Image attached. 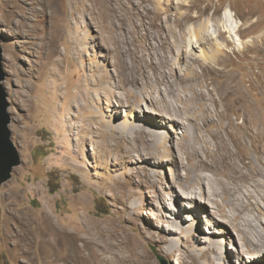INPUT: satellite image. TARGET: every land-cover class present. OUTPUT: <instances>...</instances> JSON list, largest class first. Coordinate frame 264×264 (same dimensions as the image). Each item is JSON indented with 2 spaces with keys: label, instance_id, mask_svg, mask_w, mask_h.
<instances>
[{
  "label": "rangeland",
  "instance_id": "374dc122",
  "mask_svg": "<svg viewBox=\"0 0 264 264\" xmlns=\"http://www.w3.org/2000/svg\"><path fill=\"white\" fill-rule=\"evenodd\" d=\"M181 1L112 0L115 12L106 16L103 0H27L20 3L0 0L3 86L11 120V138L21 158L11 178L0 185V264H44L40 243L47 239V233H56L60 241L71 244L76 243L75 236L90 237L101 247L113 245L114 256L133 255V260L139 264H162L159 256L167 264H195L193 258L179 249L185 248L183 244L189 238L187 226H197L198 221L200 229L195 226L201 234L198 245L205 246L206 238L203 237L211 234L207 223L213 220H209V211H203V207L196 210L186 207L191 204L179 194L181 192L172 196L179 164L174 161L177 150H166L156 156L164 160L159 163L138 158L135 152L133 159H125L127 143L118 139V133L125 126H118L131 112L128 105L117 107L115 114L116 106L112 105L117 100L112 97L95 120L87 118L83 109L76 110L77 104L88 97L93 81L102 73L106 79L122 73V66L118 65L117 69L115 63L125 61L129 66H136L146 64L151 57L162 59L164 50L157 47L155 39L156 21L151 23V33L146 31L144 24H149V16L167 10L173 14L176 11H187L191 15L205 13L176 28L192 40L190 31L201 21L207 17L219 19L229 8L242 27L243 41L249 38L248 32L257 39L254 52L248 53L245 49L236 55L230 54L231 59L234 58L231 68L250 101L261 103L260 94L264 93V0H193L198 2L193 9L189 4L179 6ZM141 15L146 16L142 19ZM165 17L163 14L162 22L166 27ZM148 35L152 36L151 41ZM150 44L156 47L151 52ZM198 45L195 42L186 52L198 62H206L209 47ZM168 61L176 71L188 75V63L183 57L169 53ZM198 62L194 67L201 72ZM159 68L166 70L164 63H160ZM249 80L257 81L258 90L248 91ZM148 103L149 100L142 97V107L136 109L138 117L130 115L128 118L145 124L146 119L139 112L146 111ZM145 116L154 117L148 112ZM101 121L111 125L113 130L106 129ZM155 129L152 127L150 132ZM163 131L172 138L180 136L167 127ZM247 131L248 128L242 131L244 153L250 158L248 161L257 165ZM123 132L130 139L135 135L126 129ZM167 135L154 136L155 141L160 143ZM167 158L171 159L167 161ZM179 171L182 176L186 175L183 168ZM157 192L161 194L158 203L153 200ZM209 209L211 213L213 208ZM188 215H194L197 220H191ZM212 227L219 231L214 224ZM21 230L30 240H27L32 253L30 261L22 257L24 255L13 254L14 238ZM172 240L177 250L169 249ZM78 243L83 245V241ZM237 245L242 252L248 250L241 246L234 233V239L228 241L232 261L220 260V264L224 261L225 264L240 263L236 251L231 249Z\"/></svg>",
  "mask_w": 264,
  "mask_h": 264
},
{
  "label": "bare ground",
  "instance_id": "6f19581e",
  "mask_svg": "<svg viewBox=\"0 0 264 264\" xmlns=\"http://www.w3.org/2000/svg\"><path fill=\"white\" fill-rule=\"evenodd\" d=\"M11 1L20 3L27 0ZM103 1L107 11L105 15L113 14L115 10L112 0ZM186 4L193 9L197 7L198 2L193 0L189 3L184 0L179 2V6ZM163 14L166 16L164 18L166 27L162 22ZM204 14L203 12L191 15L187 11H176L173 14L167 10L165 13L149 16L150 22L144 24V27L150 32L151 23L156 21L155 39L158 42L157 47L164 50L162 59L151 57L146 64L139 63L136 66H129L125 61L114 62L117 69L118 65L122 66V73L107 79L102 73L91 84L88 97H84L75 109H83L87 118L95 120L96 115L100 116L101 110L106 108L112 97H115L117 102L114 100L115 104L112 105L116 106L115 114L117 107H124L127 104L131 109V112H128L129 116L138 117L136 109L142 107V97L149 100L148 109L143 110L145 114L139 112L145 117V124H137L136 120L128 116L118 126L119 128L125 126L122 132L118 133L120 135L118 139L127 143L123 158L131 160L134 158L132 153L135 152L138 158L151 159L153 163H159L164 160H158L156 156L162 155L166 150L174 151L175 148L177 153L174 161L179 164L173 179L172 196L181 192L179 194H183L191 204H186V207L193 210L203 207V211L207 213L209 211L211 218L209 220H213L207 223L210 229L208 233L211 234L203 237L206 238V247L198 245L200 230L195 229L196 225H190L187 226L189 238H186L183 244L185 248L179 249L186 256L193 258L195 264H220V260H231L228 241L230 238L234 239L235 233L241 246L248 248L246 252H242L238 245L231 247L237 253L240 262L238 264L248 262L264 264V93L260 94V104L250 101L238 83V75L234 74V69L231 68L234 58L231 59L230 55H236L245 49L248 53L254 52L257 39L248 32L249 38L243 41L242 27L229 8L219 19L207 17L201 21L190 31L193 35L192 40L187 39L182 32L176 31L184 22L193 21ZM145 16L141 15L142 19ZM147 39L151 41L152 36L148 35ZM195 42L199 43L198 47L205 45L209 47L206 51V62H198L197 58L186 52L188 47L195 46ZM148 47L150 52L154 49L152 44ZM169 53H177L186 60L187 76L176 71V67L170 64ZM235 59L240 63L238 57ZM197 62L200 64L201 72L194 67ZM160 63L165 64L166 70L159 68ZM97 69L102 71L100 68ZM247 88L249 92L258 90L257 81L249 80ZM146 112L153 114L154 117L145 116ZM104 126L108 130H113L111 125ZM152 127L156 129L150 132ZM166 127L180 136L172 138L167 131L164 134L163 130ZM244 128H248L247 137L256 154L257 165L248 161L250 158L244 153L245 148L242 144ZM125 129L126 132L135 135L130 139L123 132ZM164 135L167 136L160 143L155 141L154 136L158 138ZM179 168L185 170V176H182ZM154 184L151 186L155 187ZM160 196V193H155L153 200L158 203ZM210 207L213 208L211 213ZM190 216L191 220H197L194 215ZM213 224L219 231H215ZM198 227L197 221L196 228ZM47 234V239L40 243L44 264H70L71 261L75 264H139L133 260V255L127 257L121 253L120 256H114L113 245L101 247L90 237L75 236L76 243L71 244L60 241L56 233ZM27 240L28 235L22 230L18 231L14 238L13 254L24 255L22 257L30 261L32 253ZM78 241H83V245ZM168 247L171 250L178 249L174 240ZM20 251L24 253H19ZM224 252H228L226 256Z\"/></svg>",
  "mask_w": 264,
  "mask_h": 264
},
{
  "label": "water",
  "instance_id": "95a60500",
  "mask_svg": "<svg viewBox=\"0 0 264 264\" xmlns=\"http://www.w3.org/2000/svg\"><path fill=\"white\" fill-rule=\"evenodd\" d=\"M0 41V185L7 182L12 171L16 166L21 164V158L18 149L11 138L10 115L7 111V95L3 86L5 72L3 69V56ZM162 264H167L164 259L158 257Z\"/></svg>",
  "mask_w": 264,
  "mask_h": 264
}]
</instances>
